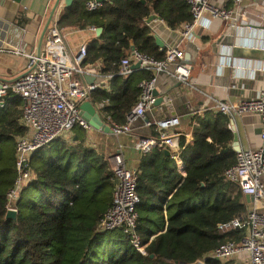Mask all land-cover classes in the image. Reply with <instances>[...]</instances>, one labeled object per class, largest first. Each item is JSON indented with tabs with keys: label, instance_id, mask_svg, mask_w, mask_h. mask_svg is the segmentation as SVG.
<instances>
[{
	"label": "trees",
	"instance_id": "obj_1",
	"mask_svg": "<svg viewBox=\"0 0 264 264\" xmlns=\"http://www.w3.org/2000/svg\"><path fill=\"white\" fill-rule=\"evenodd\" d=\"M89 1L74 0L59 25L63 30L103 29L89 42L82 67L99 65L104 76H112L109 88L92 92L91 101L105 123L123 126L141 96L140 83L154 75L135 72L124 79L119 75L121 61L132 49L165 59L146 23L151 10L172 30L191 23L192 15L186 0H108L96 12L87 11ZM22 103L8 96L0 107V264H223L213 252L245 236L243 231H218L220 224L247 215L249 203L224 177L237 152L230 118L216 109L199 119L191 143L180 139L185 177L165 149L142 158L136 171L141 199L137 231L142 244H148L145 252L122 230L100 231L116 183L108 160L82 144L79 126L76 143L62 141L33 157L30 167L36 177L17 200L16 220L7 219L8 194L17 179L16 141L26 133ZM153 128L150 137L160 138Z\"/></svg>",
	"mask_w": 264,
	"mask_h": 264
},
{
	"label": "built area",
	"instance_id": "obj_2",
	"mask_svg": "<svg viewBox=\"0 0 264 264\" xmlns=\"http://www.w3.org/2000/svg\"><path fill=\"white\" fill-rule=\"evenodd\" d=\"M245 1L247 0H233L234 7L227 9L213 0H186L192 22L182 27L178 45L160 48L165 52L164 60H157L134 49L121 61L119 75L124 79L132 75L133 64H140L141 70L155 75L151 80H143L140 83L141 96L128 115L126 124H109L113 135H130L139 122L145 127L153 125L148 117L157 102L154 91L158 75H174L178 80L188 82L191 67L184 63L183 47L187 43H193L198 29L210 31L214 23L247 28V25L243 24L248 14L244 7ZM86 7L87 11L96 12L103 7V3L91 0ZM61 15L62 9L54 16L40 52L27 53L23 47H15L12 50L16 55L26 58V69L16 80L4 82L0 86L1 108L5 106L4 99L8 96L22 100L21 123L26 130L16 141L17 179L14 189L8 194V211H17L19 195L36 177L30 164L39 151L53 143L69 139L77 126L85 130L90 129L80 116V106L91 101V94L98 89V85L88 84L83 80L82 76L87 72L82 67L87 57V46L83 45L77 56L71 53L65 32L59 25ZM91 30L96 33L97 28L92 27ZM215 109L227 116L258 115L263 122V131L260 135L262 146L241 149L237 152L235 165L224 173L226 181L238 188L244 197L253 198V201L249 203L247 215L220 224L218 231L221 235L243 231L245 236L238 243L222 244L213 252L212 257L220 260L241 257L247 258L249 264H264V91L257 98L239 103L219 101ZM197 119L194 120V127L198 126ZM178 123L177 119H172L159 122L158 126L165 129ZM230 129L234 128L230 126ZM184 137L186 144H189L191 137ZM135 147L144 155L159 149L169 150L177 171L183 177L186 176V163L183 159L185 147L181 146L180 138L165 134L160 138L140 137ZM109 162L116 187L112 207L101 220L99 229L102 232L122 230L137 250L145 252L148 244H142L137 231L138 206L141 199L137 193L136 172L127 167L121 151L115 153Z\"/></svg>",
	"mask_w": 264,
	"mask_h": 264
},
{
	"label": "crops",
	"instance_id": "obj_3",
	"mask_svg": "<svg viewBox=\"0 0 264 264\" xmlns=\"http://www.w3.org/2000/svg\"><path fill=\"white\" fill-rule=\"evenodd\" d=\"M55 1L22 0L21 3H15L0 0V86L4 82L16 80L25 72L26 58L13 53L15 47H23L27 53L39 52L41 37ZM213 1L227 9L234 7L233 0ZM244 7L248 14L243 24L247 25V28L214 23L210 31L198 29L193 37V43H187L183 47L184 63L188 57H191L192 61H200V71L190 81L182 82L176 76L165 73L158 75L156 98L163 101L155 104L149 116L155 127L153 130L159 133V136L165 134L180 139L190 136L192 139L194 120L198 118L199 121L209 109L215 110L219 101L239 103L257 98L264 91V0H247ZM64 10L62 7V12ZM147 25L153 32L155 42L157 38L164 47L180 43L181 29L172 30L162 20H155ZM64 32L69 50L74 56L78 55L83 45L88 46L92 39L98 38L91 28L85 30L70 28ZM95 67L97 68L94 69ZM86 70L85 76L97 80L104 79L101 84L94 83L98 85V89L109 88L112 76H104L99 65L88 67ZM135 72L155 75L140 68L133 69V73ZM84 75L82 77L86 82ZM93 105L98 110V107ZM229 118L230 126L235 129L232 131L238 136L237 145L240 149H255L262 146L260 135L263 131V122L258 115ZM172 119H177L179 123L165 129L158 126L159 122ZM151 133L150 127H145L141 122L136 124L130 135L120 137L92 128L81 129L84 146L97 150L108 162L115 153L121 151L127 167L135 172L145 156L137 151L136 142L140 137H150ZM69 141L73 144L78 141L75 129ZM60 143L63 142H58L56 147ZM51 148L52 145L47 149ZM164 209L166 210V207ZM166 227L167 224L165 229ZM221 261L223 264H249L247 258L241 257Z\"/></svg>",
	"mask_w": 264,
	"mask_h": 264
},
{
	"label": "water",
	"instance_id": "obj_4",
	"mask_svg": "<svg viewBox=\"0 0 264 264\" xmlns=\"http://www.w3.org/2000/svg\"><path fill=\"white\" fill-rule=\"evenodd\" d=\"M10 1H13L15 3H21L22 0H10ZM96 2H99V3H105L107 2L108 0H95ZM73 2L74 0H56L55 1V4H54V7L51 11V15H50V18L46 24V27L43 31V34H42V37H41V46H40V49H39V52L43 46V42H44V39H45V36H46V33L49 29V26L51 24V22L53 21V18L54 16L62 9H68L70 8L72 5H73ZM155 20H162L161 17H159L155 12L154 10L152 9L151 10V13H150V16L148 17V19L146 20V23L147 24H151L153 21ZM103 32V29L102 28H98L96 30V34H97V37H100L101 34ZM156 45L159 47V48H162L164 47V45L156 38ZM186 64H188L189 66H191V75H190V78H189V81L196 76V74L200 71V67H199V64H200V61H192L191 60V57H188V59L185 61ZM97 67H95L94 69H96ZM140 68V64H136L133 66V69L134 70H138ZM85 80L88 84H101L104 79H96L94 77H91V76H85ZM154 95L157 96L158 95V92L155 90L154 91ZM163 99H158L157 102H156V105L159 104V102H162ZM80 116L81 118L90 126V128H92L93 130H98V131H103L107 134H113L110 126H108L101 118L97 108L93 105L92 102L90 101H87V102H84L81 106H80ZM235 130V129H233ZM238 144V136L235 135L234 136V142H233V149L235 152H239L241 149L240 147L237 145ZM166 155L167 156H171V153L169 150H166L165 151ZM246 201L248 203H251L253 201V198H251L250 196H246ZM17 218V211H14V210H10L8 211L7 213V219H12V220H16ZM193 264H204V262L202 261H197Z\"/></svg>",
	"mask_w": 264,
	"mask_h": 264
},
{
	"label": "rangeland",
	"instance_id": "obj_5",
	"mask_svg": "<svg viewBox=\"0 0 264 264\" xmlns=\"http://www.w3.org/2000/svg\"><path fill=\"white\" fill-rule=\"evenodd\" d=\"M63 141H68L69 142V139H66V140H63ZM60 142V141H59ZM58 145V142L56 143H53L52 144V148H55L56 146ZM46 150L43 151V153H45ZM19 198H20V195H19Z\"/></svg>",
	"mask_w": 264,
	"mask_h": 264
}]
</instances>
